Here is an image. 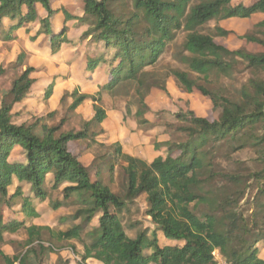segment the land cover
Instances as JSON below:
<instances>
[{"label": "trees", "instance_id": "obj_1", "mask_svg": "<svg viewBox=\"0 0 264 264\" xmlns=\"http://www.w3.org/2000/svg\"><path fill=\"white\" fill-rule=\"evenodd\" d=\"M114 0H81L82 16L87 29L82 38L90 36L97 48V55L87 63L94 70L100 63L106 67L107 82L100 90H110L123 82H135L138 86L147 71L163 53L165 46L177 30L186 31L183 42L188 53L182 61L188 68L205 80L212 74L225 73L237 58L245 61L256 76L250 78L240 90V98L234 100L197 83L189 72L172 69V75L184 91L194 89L208 96L219 107L214 120L197 116L192 110L178 109L174 117L182 124L176 125L179 140L168 139L165 156H157L150 163L123 153L118 143L107 158V170H113L118 162L123 173L120 192H114L102 181V165L88 170L80 161L79 154L70 151L69 143L77 140L94 141L105 133L102 123L106 117L99 105L100 96L79 93L77 89L64 92L59 107L67 103L68 111H75L86 99L92 100V116L79 130L61 131L64 118L50 125L45 118H53L58 111L45 116L18 121L13 105L27 97L34 82L32 66H26L15 74L10 88L0 100V242L5 233L23 230L26 238L12 256L0 251L1 264H42L44 257L63 246L58 242L77 241L81 253L74 244L68 248L80 255V264L93 258L102 264H217L215 254L226 264H264L258 257L259 241L264 242V0H256L250 6L231 5L233 0H131L132 8L127 15L116 11ZM45 9L47 16L40 18L35 5ZM255 13L263 15L255 26L262 37L243 35L242 38L261 47L259 52L229 49L218 44L214 36L199 31L212 19L231 17L247 18ZM55 11L50 0H0V27L3 19L11 23L3 38L29 22L38 21L40 33L48 36L47 44L52 53L59 51L63 42H69L64 25L59 32L49 29L50 18ZM65 13V19H75ZM219 36L229 31L216 28ZM21 53L12 68L23 63ZM231 59L232 61H228ZM17 71V70H16ZM5 70L0 68V74ZM151 87L165 90V85ZM54 82L43 93V101L53 94ZM150 88L148 85L147 90ZM138 90V89H137ZM139 101L143 110V94ZM143 111H139L141 115ZM147 124L141 119L140 124ZM261 125L262 134L254 133ZM227 142L233 150L245 145L254 147L263 167L256 171H216L213 156L216 145ZM22 149L24 161L9 159L13 149ZM178 151L177 155H173ZM103 163V162H102ZM220 176L222 181H217ZM256 182L253 210L245 214L240 201L246 188ZM59 190L61 198L53 199ZM144 195L145 215L154 225L150 234L138 221L126 225L135 230L127 233L123 215L129 213V205ZM48 200L53 208L71 207L73 210L60 221L69 220L71 226L54 231L48 226L29 223L37 218L36 204ZM5 210L8 214L5 215ZM97 218V224H88ZM161 233L166 240L161 244ZM47 242V245H45ZM145 251H149L145 253ZM67 261L61 263L65 264Z\"/></svg>", "mask_w": 264, "mask_h": 264}, {"label": "rangeland", "instance_id": "obj_2", "mask_svg": "<svg viewBox=\"0 0 264 264\" xmlns=\"http://www.w3.org/2000/svg\"><path fill=\"white\" fill-rule=\"evenodd\" d=\"M73 1V0H72ZM71 0H55V6L59 9L58 18L59 24L65 16L67 8H76L75 3ZM256 0H233L231 5L250 6ZM114 8L116 11L129 13L132 8L131 0H114ZM194 2H198L193 1ZM63 5L67 8L63 9ZM81 5V0H80ZM75 13H80V9L74 10ZM263 15L255 13L250 17H231L225 19H212L208 23L199 28L200 32L211 34L214 36L218 44L224 45L229 49H243L252 53L261 51V47L256 43L249 42L242 38L243 35L249 34L262 37L259 29L255 26L261 21ZM62 28V27H61ZM76 28L71 32L72 36H76L86 28ZM216 28L229 31L227 36H219L216 33ZM35 30L36 28H32ZM186 31L177 30L175 38L165 46V49L158 61L153 66L145 67L147 74L142 76L141 83L138 86L135 82H123L110 90H100V85L104 82L105 75L103 69H95L92 72H84L83 60L81 58L82 52H73L71 50H60L56 53L50 51L47 45L46 38L40 36L34 43H31L25 34L21 31L10 42H3L0 40V68L5 72L0 74V100L4 92L10 88V83L15 74H18L22 69L28 65H32L35 71L32 76L35 78L33 85L32 96L23 101L22 106L14 108V114L18 121H29L31 117L45 116L53 109L58 113L53 118H45L50 125H56L61 118L65 121L61 131L79 130L83 122L93 113L92 100L86 99L79 105L75 111L67 110V103L59 107L53 106V100L56 99V94L59 89H64L69 92L77 89L79 93L100 96L99 105L104 109L106 117L104 118V125L106 126L105 133L99 135L94 141L90 139L77 140L69 143V149L75 154H79L81 163L88 169L94 170L96 166L102 165V181L110 186L114 192L121 191L123 181V173L121 166L123 162H118L113 170H107V165L110 158H107L113 153L114 146L112 144L118 143L123 153L136 155L146 162H151L157 156H165L167 146L164 144L168 139L179 140L181 135L175 130V126L182 124L178 122L174 113L178 109L192 110L197 116L205 117L209 120H214L219 116V107L214 105L208 96L201 94L194 89L192 92L184 91L179 87L177 80L170 75L172 69H179L190 73L191 77L197 81L198 84L204 85L212 91H217L218 94L238 100L240 98V90L245 86L248 80L256 73L253 69L247 66V63L240 58L233 61L232 67L225 73L212 74L210 78L205 80L200 74L192 72L188 66L182 61V58L188 53L184 50L183 42ZM21 53L24 54L23 63L17 69L12 68L10 61L18 57ZM232 61L231 59H227ZM11 63V64H10ZM11 65V66H10ZM43 66L40 69L38 66ZM38 67V68H36ZM17 70V71H16ZM56 77L55 93L51 97V103L43 102L38 98L45 89L46 85L51 82L52 77ZM156 86L165 85V90L157 87H151L152 83ZM148 85L150 88L147 90ZM138 89V90H137ZM143 94V103L147 109L143 110V104L139 101L140 95ZM22 107V108H21ZM49 108H52L49 110ZM16 109L17 112H16ZM139 111L142 114L139 115ZM91 114V115H90ZM89 115V116H88ZM141 119H146L147 124L141 123ZM254 133L262 134L263 129L261 125H256ZM216 145L213 166L216 171H256L260 170L263 165L258 158L259 155L254 147L248 144L238 150H233L227 142ZM178 151H174L173 155H177ZM103 162V163H102ZM217 181H222L220 176L216 177ZM251 185L246 188L244 198L240 201L245 214H249L253 210L251 202L253 195L257 192L256 182H249ZM53 199L61 198L59 190L52 193ZM145 196H139L132 204L129 205L130 211L123 215V223L126 227L129 223L138 221L142 226L147 227L148 234L154 227L148 216L145 215ZM73 209L68 206H61L53 208L51 204H42L41 214L33 223L38 225L48 226L54 231L67 228L72 225V222L60 221V216H67ZM97 224L95 217L88 227ZM127 228V227H126ZM127 233L134 236L135 230L126 229ZM160 243L170 244L172 241H166L163 236L158 235ZM26 234L20 230L14 234H7L4 240L0 242V249L11 256L16 250L20 249V243L25 239ZM55 242V246L62 245V252L55 251L50 253L48 257H44L42 264H80V255L82 246L75 240L70 242H58L53 237L51 239ZM262 240L259 241V244ZM74 244L76 247V254L73 253L68 246ZM258 244V246H259ZM61 252V253H60ZM149 251H145L147 253ZM261 256V257H260ZM264 256V250L258 253V257ZM217 264H226L223 258L215 254ZM263 259V258H262ZM2 260L0 259V264ZM84 264H93L92 262Z\"/></svg>", "mask_w": 264, "mask_h": 264}, {"label": "crops", "instance_id": "obj_3", "mask_svg": "<svg viewBox=\"0 0 264 264\" xmlns=\"http://www.w3.org/2000/svg\"><path fill=\"white\" fill-rule=\"evenodd\" d=\"M72 1V0H71ZM72 2H74L75 3V6H78V7H76V8H72V10H71V8H67L66 6L67 5H63V9L64 8H67V11H65V13H67V14H72V15H74V17H76L75 19H69V20H66L65 19V16H63V18H62V21L58 24L57 23V21H56V18H58V15H59V9H57V7L54 5L55 4V0H50V7L55 11V14H53V16L50 18V25H49V29H50V31L51 32H59L62 28L61 27H63L64 25H66V27H67V32L65 33V37H66V39L69 41L68 43L67 42H63L62 44H61V47H60V49H59V51L60 50H63L64 48L66 49V50H71V51H73V52H78V51H80V52H82V55H81V58H82V60H83V65H84V72H92V71H94L95 69H103V72H104V75H105V80H104V82L100 85V86H102V85H104L106 82H107V80H108V75H107V73H106V67H105V65L104 64H102V63H100L99 65H97L96 67H95V69L94 70H88L87 69V63H88V60L90 59V58H94L96 55H97V48H96V46H95V44L93 43V42H90V36H88L86 39H83L82 38V33L85 31V29L81 32V33H79L78 35H76V36H72L71 35V32L73 31V30H75L76 28H78L79 30H81V28L80 27H83V28H86L87 26H88V24L86 23V22H79V17H81L82 16V14H83V12H82V9H81V5H80V0H73ZM35 8H36V11H37V14H38V16L40 17V18H43V17H46L47 16V13H46V11H45V9L44 8H42V6L41 5H39V4H36L35 5ZM76 9H80V13H75L74 12V10H76ZM11 22L8 20V19H3V21H2V26L0 27V40L1 41H3V42H10V41H12V39L15 37V36H17V34L19 33V32H23L24 34H25V36L29 39V41L31 42V43H34L40 36H42V37H44V38H46V40H48V36L45 34V33H40V34H38L37 36H36V38L34 39V40H32L30 37L31 36H35L36 35V33H37V31L39 30V28H40V25H39V23H38V21H35V22H29V23H27V24H25L24 26H22V27H20V28H18L17 30H15L12 34H11V36H12V38L11 39H7V40H5L4 38H3V35H4V31H6V28H7V26L10 24ZM32 28H36L35 30H33ZM87 29V28H86ZM48 45V44H47ZM16 59H17V56H16V58L14 57V59H12L10 62L11 63H14L15 61H16ZM10 63V64H11ZM29 66H32L31 64L29 65ZM33 67V66H32ZM35 67V66H34ZM40 69H42L43 68V66L41 65V66H38ZM38 67H36V68H38ZM31 77L34 79V82H35V78L32 76V73H31ZM53 79L51 80V82L53 81L54 82V86H53V94L55 93V84H56V77L54 76V77H52ZM34 82H33V84H32V86H31V88H30V92L28 93V95H27V97H25L21 102H18V103H15L14 105H13V109H12V112H14L15 110H14V108H16V106H22L23 105V101L24 100H26L27 98H29V97H31L32 96V90H33V85H34ZM49 84V83H48ZM48 85H46V87H47ZM46 87H45V89H46ZM45 89H43V92L40 94V95H38V98L41 100L42 99V101H43V93H44V91H45ZM64 92H66L64 89H59L58 91H57V96H56V99L55 100H53V106L55 105L56 106V108H57V105H59V100H60V97H61V95H63V93ZM53 94L51 95V97L53 96ZM51 97L47 100V104H48V102H49V104H52L51 103ZM43 102H45V101H43ZM22 108V107H21ZM52 108H49V110H51ZM17 110L18 109H16V112H17ZM53 110H56V109H53ZM52 110V111H53ZM91 115V114H90ZM89 116V115H88ZM92 116V115H91ZM90 116V117H91ZM86 120H88V118L86 119ZM103 123H104V121H103ZM102 123V126H103V128L104 129H106V126L104 125ZM107 130V129H106ZM137 154H135V155H132V156H136ZM9 159L11 160V161H18V162H23L24 161V158H23V153H22V149L20 148V147H18V146H16L14 149H13V151H12V153H11V155H10V157H9ZM46 204V205H48L49 204V201L48 200H45V201H42V202H38L37 204H36V207H37V210H38V212H39V216L40 215H42L41 214V208H42V204ZM5 215H7L8 214V211L7 210H5ZM70 214V213H69ZM38 216V217H39ZM37 217V218H38ZM60 217H62V216H60ZM37 218H34V219H37ZM34 219H32V220H30L29 221V223H32V224H35V223H33V220ZM35 225H38V224H35ZM65 229V228H64ZM63 230V229H62ZM7 234H14V233H5L4 234V236H3V240H4V237H5V235H7ZM158 235H161V236H163L161 233H158ZM26 238V237H25ZM158 239H159V241H160V237L158 236ZM163 239H165L164 237H163ZM166 240V239H165ZM166 241H169V240H166ZM45 245H47V242H45ZM62 250H63V248L62 249H56V251H58V253H59V251H61L62 252ZM261 250H264V242L262 241V243L261 244H259V250H258V253H260V251ZM0 251H2V252H4L6 255H8L5 251H4V249L2 248V249H0ZM60 252V253H61ZM14 254V253H13ZM12 254V255H13ZM11 255V256H12ZM261 257V256H260ZM262 258L264 259V256H262ZM87 261V263H89V262H92L93 264H102L100 261H98V260H96V259H93V258H89V259H87L86 260ZM85 261V262H86ZM15 264H17V263H15Z\"/></svg>", "mask_w": 264, "mask_h": 264}]
</instances>
